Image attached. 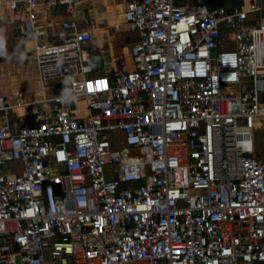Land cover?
Here are the masks:
<instances>
[{
	"label": "built area",
	"instance_id": "1",
	"mask_svg": "<svg viewBox=\"0 0 264 264\" xmlns=\"http://www.w3.org/2000/svg\"><path fill=\"white\" fill-rule=\"evenodd\" d=\"M78 1L0 0L36 80L0 96V264H264V0H128L105 72L43 14Z\"/></svg>",
	"mask_w": 264,
	"mask_h": 264
},
{
	"label": "crops",
	"instance_id": "2",
	"mask_svg": "<svg viewBox=\"0 0 264 264\" xmlns=\"http://www.w3.org/2000/svg\"><path fill=\"white\" fill-rule=\"evenodd\" d=\"M128 0H79L77 4L71 9L63 6H52L47 11H44L43 14L50 15L55 20H66L73 19L77 25L78 30L80 31H89L91 33V41L87 45V49L91 51L98 52L100 55L103 54V47L110 45V40L116 34L111 33L108 28L112 23L121 21V14L123 12L124 4ZM242 1V0H241ZM240 1V2H241ZM0 13H4L7 17L5 20L7 27L11 26L14 33L15 39L18 41L20 46V55L21 60L26 61V66H30L31 69V85L28 84L29 76L25 75L20 80H17V83L14 84V87L5 94L4 92L0 93V96L8 97L12 92L16 90H21L25 93L26 96H30L31 93H34L36 90V80L34 74V67L32 62V57L28 51V46L20 43V40L17 35L16 26L18 20L21 16L19 13L16 14H7L0 8ZM3 14V15H4ZM15 25L13 26V20ZM43 23L45 24L44 19ZM55 29H50V31ZM118 34V33H117ZM135 40V38H134ZM127 41V39H125ZM133 41V40H132ZM131 41V42H132ZM106 43V44H105ZM105 44V45H104ZM128 47V46H127ZM122 49V48H121ZM106 60H103V69L101 72H105L108 68H121L128 70L130 68L129 59L122 58L121 55L115 54L114 51H109ZM102 57V55H101Z\"/></svg>",
	"mask_w": 264,
	"mask_h": 264
},
{
	"label": "rangeland",
	"instance_id": "3",
	"mask_svg": "<svg viewBox=\"0 0 264 264\" xmlns=\"http://www.w3.org/2000/svg\"><path fill=\"white\" fill-rule=\"evenodd\" d=\"M4 14V13H3ZM0 13V93L4 92L7 94L17 83V80L23 79L25 75L29 76L28 84L31 85V69L30 66H26V61L21 60L20 46L18 41L14 37L12 27H7L5 20H7L6 15ZM12 19V18H11ZM13 23H14V19ZM15 23L13 24V26ZM54 31H50L47 34L48 41L54 43L59 42V40L54 37ZM127 39V41H125ZM134 40V36L130 34L125 26H121L118 34L113 36L110 40L109 46L103 47V60L108 59L107 55L109 51H114L117 55H121V48H126L131 41ZM106 44V43H105ZM104 44V45H105ZM123 57H121L122 59ZM106 138L109 141H113L115 144L120 142L118 135H108ZM253 146H254V157L264 161V121L259 122L254 126L252 130Z\"/></svg>",
	"mask_w": 264,
	"mask_h": 264
},
{
	"label": "water",
	"instance_id": "4",
	"mask_svg": "<svg viewBox=\"0 0 264 264\" xmlns=\"http://www.w3.org/2000/svg\"><path fill=\"white\" fill-rule=\"evenodd\" d=\"M205 3L213 7L215 5H219L220 2L223 4H229V5H238L241 0H204ZM122 57L127 58L128 53H127V47L122 48ZM88 60H89V65L92 67L93 70H101L102 69V57L98 52L91 51L88 54ZM15 250V247H14Z\"/></svg>",
	"mask_w": 264,
	"mask_h": 264
},
{
	"label": "flooded vegetation",
	"instance_id": "5",
	"mask_svg": "<svg viewBox=\"0 0 264 264\" xmlns=\"http://www.w3.org/2000/svg\"><path fill=\"white\" fill-rule=\"evenodd\" d=\"M219 4H220V5H222L223 3H222V2H220Z\"/></svg>",
	"mask_w": 264,
	"mask_h": 264
}]
</instances>
